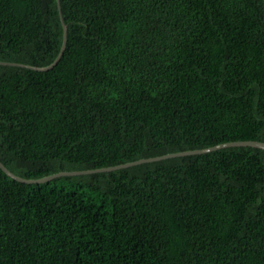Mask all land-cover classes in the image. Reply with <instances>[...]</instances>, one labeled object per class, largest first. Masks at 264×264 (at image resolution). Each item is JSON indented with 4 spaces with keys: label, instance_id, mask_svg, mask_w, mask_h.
I'll list each match as a JSON object with an SVG mask.
<instances>
[{
    "label": "trees",
    "instance_id": "trees-1",
    "mask_svg": "<svg viewBox=\"0 0 264 264\" xmlns=\"http://www.w3.org/2000/svg\"><path fill=\"white\" fill-rule=\"evenodd\" d=\"M49 69L0 63V161L61 170L264 139V0H59ZM57 0H0V60L47 65ZM0 264H264V150L21 182Z\"/></svg>",
    "mask_w": 264,
    "mask_h": 264
},
{
    "label": "water",
    "instance_id": "water-1",
    "mask_svg": "<svg viewBox=\"0 0 264 264\" xmlns=\"http://www.w3.org/2000/svg\"><path fill=\"white\" fill-rule=\"evenodd\" d=\"M57 5H58V10H59V16H60V19L62 22L63 37H62V43L60 46V50H59L57 56L55 57V59L47 65H31V64H27V63L8 62V61H2V60H0V63H10L13 65L25 66V67L32 68L35 70H46V69H49L55 65V63L59 60L61 54L63 53V50L65 48V44H66V37H67V25L64 23L62 15H61L59 0H57ZM231 145H251V146L260 147L264 150V139L263 140L242 139V140L224 141V142H220V143H217V144H214L211 146H207V147H203V148L186 149V150H181V151L169 152V153H165V154H161V155L142 157V158H139L136 160L127 161V162H123V163H119V164H115V165H108V166L89 168V169H81V170H61V171H58V172H55L52 174H48V175H45L42 177H38V178H25V177L19 176V175L13 173L11 170H9L1 161H0V168L7 175H9L10 177H12L18 181L32 183V182L46 181V180H49L53 177H57V176H61V175L85 174V173H91V172L112 170V169L122 168V167L130 166L133 164L141 163V162L158 160L161 158L177 156V155L206 152V151H210V150L217 149L220 147L231 146Z\"/></svg>",
    "mask_w": 264,
    "mask_h": 264
}]
</instances>
